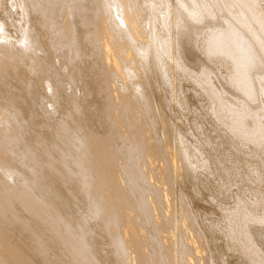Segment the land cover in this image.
I'll return each mask as SVG.
<instances>
[{"label": "bare ground", "instance_id": "obj_1", "mask_svg": "<svg viewBox=\"0 0 264 264\" xmlns=\"http://www.w3.org/2000/svg\"><path fill=\"white\" fill-rule=\"evenodd\" d=\"M0 264H264V0H0Z\"/></svg>", "mask_w": 264, "mask_h": 264}]
</instances>
